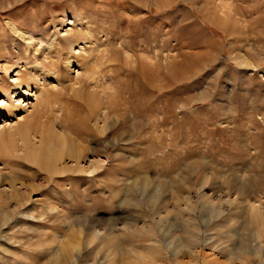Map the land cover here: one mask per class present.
Returning <instances> with one entry per match:
<instances>
[{
	"label": "rangeland",
	"instance_id": "374dc122",
	"mask_svg": "<svg viewBox=\"0 0 264 264\" xmlns=\"http://www.w3.org/2000/svg\"><path fill=\"white\" fill-rule=\"evenodd\" d=\"M0 264H264V0H0Z\"/></svg>",
	"mask_w": 264,
	"mask_h": 264
},
{
	"label": "bare ground",
	"instance_id": "6f19581e",
	"mask_svg": "<svg viewBox=\"0 0 264 264\" xmlns=\"http://www.w3.org/2000/svg\"><path fill=\"white\" fill-rule=\"evenodd\" d=\"M162 5V4H161ZM15 27V26H14ZM15 30H17V29H15ZM69 44V43H68ZM70 46H72L71 44H70ZM71 48H73V46L71 47ZM190 59H188V61H189ZM111 62V61H110ZM187 63V62H186ZM71 64V63H70ZM74 65H76V63L74 62L73 63ZM185 64V63H184ZM181 65V64H180ZM40 66H43V67H45V66H48V63H44V64H40ZM182 67V66H181ZM71 68V67H70ZM39 69V68H38ZM31 70V69H30ZM79 70H81V69H79ZM37 71H39V75L38 76H44L45 78H46V74L45 73H42V74H40V70H37ZM146 71V70H145ZM158 71V70H157ZM36 72V71H35ZM80 71H77V76H79L80 75ZM175 73V72H174ZM36 74H37V72H36ZM94 74V73H93ZM93 74H91V76L93 75ZM156 74V73H155ZM178 74V73H177ZM29 75V74H28ZM133 75V74H132ZM131 75V76H132ZM40 76V77H41ZM90 76V75H89ZM94 76V75H93ZM155 76V75H154ZM87 77V76H86ZM134 77V76H133ZM87 78H89V77H87ZM138 78H139V80L141 79V78H144L146 81V83H147V85H149V84H151V83H155L156 81H157V79L156 78H158L159 79V81H161L162 80V78L161 77H153V74H149L148 73V71H147V76H145V75H142V77L140 76H138ZM93 79H95V78H93ZM132 80H133V78H132ZM134 80H135V78H134ZM142 80V79H141ZM91 81H93V80H91ZM95 81V80H94ZM142 81H144V80H142ZM142 81H140V82H142ZM81 82V81H80ZM136 82V81H135ZM24 82L23 81H20L19 82V80H17V85H14V88H13V90H21L22 88H21V86H22V84H23ZM94 83V82H93ZM27 84V87L29 86V84L28 83H26ZM82 84V83H81ZM95 84V83H94ZM141 84V83H140ZM143 84V83H142ZM141 86V85H140ZM152 86H154V85H152ZM142 87V86H141ZM149 87V86H148ZM80 89H85V84H83V85H81V87H80ZM127 89V88H126ZM40 90V89H39ZM39 90H37V92L35 93V94H32L31 93V91H27V97H38L39 96V93H40V91ZM121 91H123V93L124 92H126V91H124V88H123V90L121 89L120 90V92ZM128 92V91H127ZM135 92V91H134ZM17 94H18V92H16ZM15 93V94H16ZM125 94V93H124ZM121 95V94H120ZM133 97H135V93L133 94ZM137 97V96H136ZM135 97V98H136ZM109 100H107V102H105V103H107V104H104L103 106H104V109L106 110V112H105V115H103V120L105 121V122H108L109 120H112V118H113V120H120V118L121 119H123L124 117L126 118V116H127V107H126V109H125V112L121 109V105H119V102L118 101H116L117 99L116 98H108ZM37 100V99H36ZM130 100V99H129ZM136 101H137V98L135 99ZM134 102V101H133ZM125 103H127V102H125ZM130 105V108L132 109V111L136 114L137 113V111H140V110H138V108L137 107H139V105L137 106V103H133V104H131V103H129ZM147 107V106H146ZM143 109V108H142ZM101 110H103V109H101ZM131 112V111H130ZM100 113V112H99ZM137 114H140V112L139 113H137ZM102 115V114H101ZM10 118H11V116H10ZM93 118V117H92ZM124 118V119H125ZM107 125V124H106ZM110 128V127H109ZM108 130V128L105 126L103 129H102V131L104 132V131H107ZM47 137H50V136H47ZM42 140H44V139H42ZM46 140V139H45ZM45 142V141H44ZM70 152V156L72 157V158H74L75 160H76V162L77 163H81L82 161H83V156L85 155L84 154V150H82V151H79V153L78 154H74L73 152H71V151H69ZM89 152V151H88ZM93 152V151H92ZM86 153V152H85ZM33 160H35L36 162H38L37 164H42L44 167L46 166V167H48V168H52L54 165H53V163H54V160H53V158L51 159V160H49V161H45V160H43V158L42 157H40L39 155L37 156V157H35V159H33ZM76 163V164H77Z\"/></svg>",
	"mask_w": 264,
	"mask_h": 264
}]
</instances>
